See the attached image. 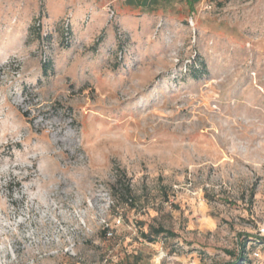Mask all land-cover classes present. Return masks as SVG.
Wrapping results in <instances>:
<instances>
[{"label":"rangeland","instance_id":"374dc122","mask_svg":"<svg viewBox=\"0 0 264 264\" xmlns=\"http://www.w3.org/2000/svg\"><path fill=\"white\" fill-rule=\"evenodd\" d=\"M124 3L0 0V264H264V0Z\"/></svg>","mask_w":264,"mask_h":264},{"label":"trees","instance_id":"16d2710c","mask_svg":"<svg viewBox=\"0 0 264 264\" xmlns=\"http://www.w3.org/2000/svg\"><path fill=\"white\" fill-rule=\"evenodd\" d=\"M159 1H169V0H125L124 5L127 7H131L134 9H141V8H147V7H151L153 5H156ZM186 3L193 8L194 4L197 3L199 0H185ZM37 27V28H36ZM33 28V30L35 29L36 31H39L38 26H36ZM71 30H68V37L66 38V35H64V33H62L61 31V35L63 37V40L61 42H66L69 43V40L71 38ZM39 35V33H38ZM49 34H45L44 38L49 37ZM46 61H44L43 64V72H47V69H49L51 67V62L50 60L47 61V59H45ZM140 225H144L143 223H140ZM140 235L148 242L152 243L154 242V239L160 237V236H165V237H175V234L161 226H150L148 227V231L147 232H141ZM245 238H247V236H245ZM238 247H239V252L237 257L235 258V260H233L232 262H228L226 264H246V258H245V248H246V243L244 242H240L238 243Z\"/></svg>","mask_w":264,"mask_h":264},{"label":"built area","instance_id":"2783aa9c","mask_svg":"<svg viewBox=\"0 0 264 264\" xmlns=\"http://www.w3.org/2000/svg\"><path fill=\"white\" fill-rule=\"evenodd\" d=\"M108 13H109V17L111 18V19H113L114 18V11L111 9V8H108ZM70 29V26H67V24L66 25H64L63 27H62V33H64V35H66V38L68 37V30ZM122 225V216H121V212L118 214V216L116 217V218H114V220H113V223L112 224H109V223H104V226H105V229H104V231H105V235H106V237H108V238H110V237H112L113 236V234H114V230L117 228V227H119V226H121ZM259 231H260V235H262V236H264V228H260L259 229ZM49 254H46V253H43V255H41L40 257L41 258H43V257H46V256H48ZM51 255V254H50ZM255 256H257V254H255ZM104 262H106V260L104 261ZM29 264H32L31 263V261H30V263Z\"/></svg>","mask_w":264,"mask_h":264}]
</instances>
